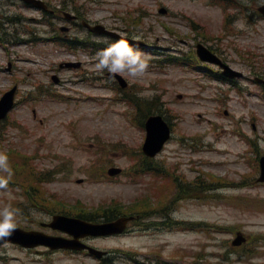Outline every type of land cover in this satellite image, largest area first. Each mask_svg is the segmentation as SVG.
<instances>
[{
	"label": "rangeland",
	"instance_id": "rangeland-1",
	"mask_svg": "<svg viewBox=\"0 0 264 264\" xmlns=\"http://www.w3.org/2000/svg\"><path fill=\"white\" fill-rule=\"evenodd\" d=\"M45 1L57 15L73 11L75 6L92 22L99 21L133 38L139 36L147 43L139 50L146 56L148 68L135 77L121 73L129 82L126 92L122 91L106 77L107 72L99 73L93 67L98 50L72 51L59 45L52 40L54 27L42 22L43 13L14 0L8 8L11 24L4 21V25L16 40L0 44V98L14 85L19 89L16 108L0 125V152L16 150L18 161L29 163L35 172L57 171L46 188L56 194L62 209L74 213L92 210L97 215L104 213L103 206L122 202L117 205L120 209L142 205L145 210L140 211L144 212L148 205L147 210L158 212L162 204L174 199L170 205L176 210L174 217L186 221V228L188 222L197 223L195 228L180 231L133 223L126 235L93 242L114 252L120 264H131L128 252H135L134 258L140 262H149L160 251L168 264H264V240L257 238L264 237V206L249 205L257 201L264 204V186L255 185L259 175L256 158L260 152L264 155V92L254 80L255 71L264 78V19L258 20L253 13L257 1L238 0L244 5L243 12L234 6L225 10L213 0ZM162 6L170 13L161 14ZM139 14V27H134L129 18ZM53 23L58 28L70 26L64 19H54ZM73 33L87 36L85 30ZM94 38L111 43L104 37ZM31 39L33 42H27ZM200 42L223 55L245 78L223 82L198 67L157 62L170 54H192ZM81 59L85 63L82 70L60 68L62 63ZM204 67L212 75L216 71ZM53 75L60 78L59 83L53 81ZM125 93L142 99L163 96L175 132L159 161L170 167L177 165L183 182L193 181L194 186L185 184L186 192L177 184L164 186L165 182L153 180L150 174H136L135 180L130 177L128 169H138L146 132L139 122L143 114L137 115ZM246 136L258 142L256 157ZM112 163L126 172L109 177ZM211 173L232 184L248 181L246 175L253 181L243 188L212 191L219 187V181L209 177ZM0 175L6 173L0 171ZM199 176L206 183H199ZM17 180L13 175L7 189H0V209L13 202L21 205L23 198L14 199L20 192L12 190L16 185L12 182ZM145 195H152V199L146 201ZM29 215L36 228L45 217L35 209ZM22 217L16 215L21 226L31 225L22 222ZM233 228L246 233V245L233 248ZM174 251L185 258H174ZM102 263L81 253L38 256L12 245L0 247V264Z\"/></svg>",
	"mask_w": 264,
	"mask_h": 264
},
{
	"label": "clouds",
	"instance_id": "clouds-1",
	"mask_svg": "<svg viewBox=\"0 0 264 264\" xmlns=\"http://www.w3.org/2000/svg\"><path fill=\"white\" fill-rule=\"evenodd\" d=\"M134 39L139 40V36ZM93 67L99 72H107L111 78L112 74L128 73L135 77L143 74L148 68L146 56L138 49V46L129 43L128 39L121 38L98 50L95 54ZM8 155L0 152V171L7 175H0V189H7L9 179L13 172L8 163ZM18 209L6 205L0 209V236L10 234L16 227V215Z\"/></svg>",
	"mask_w": 264,
	"mask_h": 264
},
{
	"label": "water",
	"instance_id": "water-1",
	"mask_svg": "<svg viewBox=\"0 0 264 264\" xmlns=\"http://www.w3.org/2000/svg\"><path fill=\"white\" fill-rule=\"evenodd\" d=\"M199 54L200 56L206 60V59H210L213 60V57L209 54L208 51L201 49L199 50ZM14 94H15V90H13L12 92L8 93L2 100V102L0 103V118L4 117L5 114L12 108L13 106V99H14ZM147 129H148V137L146 140V144L144 146V150L145 152L150 155V156H154L157 152H159L164 143L169 139L170 137V131L169 128L167 127V125L162 121L161 118H151L148 123H147ZM119 170H112L111 174H116L118 173ZM263 174H264V166H263ZM55 227H59L63 230H66L74 235H76L77 237L82 235L84 232H90V231H94L97 227L95 226H91L89 224L80 222V221H76V220H67L64 218H57V222L56 225H54ZM121 226L119 225H111L109 228L111 230L113 229H117L119 230ZM102 229V227H98L97 231ZM14 230L11 231V234L14 235L13 240L18 241V242H22V243H26L27 245H36V244H40V243H46V244H50L52 247H60L62 245H67L65 243H54L52 241H42L40 240V235L36 236H32L29 235L27 236L25 232H21V231H15ZM36 237V239H35ZM39 238V239H38ZM5 238H3L2 236H0V243L5 242ZM40 240V241H39ZM51 242V243H50Z\"/></svg>",
	"mask_w": 264,
	"mask_h": 264
},
{
	"label": "trees",
	"instance_id": "trees-1",
	"mask_svg": "<svg viewBox=\"0 0 264 264\" xmlns=\"http://www.w3.org/2000/svg\"><path fill=\"white\" fill-rule=\"evenodd\" d=\"M112 212L115 214V211H112ZM104 217L106 220H110V219L114 218L113 215H111V213H110V215H105Z\"/></svg>",
	"mask_w": 264,
	"mask_h": 264
}]
</instances>
